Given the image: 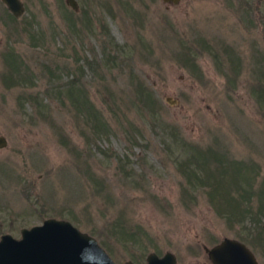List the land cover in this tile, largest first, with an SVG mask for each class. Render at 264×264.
<instances>
[{"label":"rangeland","instance_id":"obj_1","mask_svg":"<svg viewBox=\"0 0 264 264\" xmlns=\"http://www.w3.org/2000/svg\"><path fill=\"white\" fill-rule=\"evenodd\" d=\"M22 1H0V236L62 218L117 264L264 236V0Z\"/></svg>","mask_w":264,"mask_h":264},{"label":"water","instance_id":"obj_2","mask_svg":"<svg viewBox=\"0 0 264 264\" xmlns=\"http://www.w3.org/2000/svg\"><path fill=\"white\" fill-rule=\"evenodd\" d=\"M177 3L179 0H164ZM7 9L20 17L25 11L22 0H2ZM77 8L75 0H66ZM0 135V147L6 144ZM214 264H259L251 249L241 240L224 236L212 246H204ZM0 264H117L97 239L69 220L49 217L42 223L20 229V237L0 236ZM125 264H135L126 261ZM145 264H176L175 255L151 251Z\"/></svg>","mask_w":264,"mask_h":264},{"label":"trees","instance_id":"obj_3","mask_svg":"<svg viewBox=\"0 0 264 264\" xmlns=\"http://www.w3.org/2000/svg\"><path fill=\"white\" fill-rule=\"evenodd\" d=\"M8 15L9 16H13L11 13L8 12ZM14 17V16H13ZM7 60L9 61V63L11 64V66L13 68H15L14 66H16L18 64V59L20 58L16 53L14 52H7L5 54ZM20 60V59H19ZM78 84V82L76 80H70V82L67 84L69 86V89H68V92H69V95H71V101L72 102H80L82 101V106L84 109H85V112L87 114V117H92L93 119L96 118L100 121L99 119V111L97 110V107L96 105L91 101L89 100L84 91L82 90V87L78 85L77 87V90H76V93H75V96L73 95V89L75 88L74 86ZM142 86V85H141ZM55 88H59L58 84L54 85ZM60 90V88H59ZM61 91V90H60ZM27 98H36V96H28ZM145 99V98H144ZM146 99H149L148 96H146ZM216 181V180H215ZM217 185L216 187H214L216 190H226L224 189V183H221L219 181H216ZM218 191H215V192H218ZM112 225H120V226H123V224L119 221V219H114V221H112ZM112 225H110L112 227ZM113 228V227H112ZM114 229V228H113ZM115 230V229H114Z\"/></svg>","mask_w":264,"mask_h":264},{"label":"flooded vegetation","instance_id":"obj_4","mask_svg":"<svg viewBox=\"0 0 264 264\" xmlns=\"http://www.w3.org/2000/svg\"><path fill=\"white\" fill-rule=\"evenodd\" d=\"M2 2V0H0ZM76 4H77V8H73L71 5H69L67 2V4L74 10H78L79 6H78V2L77 0ZM3 3V2H2ZM4 5V9L6 12V17L5 18H1L3 20L8 19L9 15L8 12L11 13L7 7ZM12 14V13H11ZM13 15V14H12ZM14 16V15H13ZM15 17V16H14ZM264 226V225H263ZM253 234H256L255 237L252 238V240L249 239V241H242L244 242L253 252V254L255 255L256 259L258 260L259 264H264V236L263 234L260 232V229H256ZM208 260H200L197 261V264H214L212 259L209 257L208 253L206 252ZM163 255V254H162Z\"/></svg>","mask_w":264,"mask_h":264}]
</instances>
